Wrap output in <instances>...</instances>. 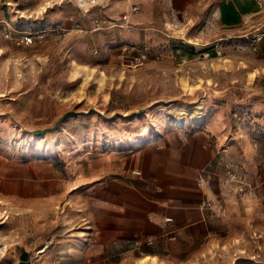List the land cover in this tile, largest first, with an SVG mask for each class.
Returning <instances> with one entry per match:
<instances>
[{"label": "rangeland", "instance_id": "rangeland-1", "mask_svg": "<svg viewBox=\"0 0 264 264\" xmlns=\"http://www.w3.org/2000/svg\"><path fill=\"white\" fill-rule=\"evenodd\" d=\"M258 1L259 13L231 28L217 24L212 3L194 14L197 20L184 21L148 0L90 9L78 0H0V165L51 180L44 195L34 185L21 198L0 192V264H139L146 255L161 264L264 259L251 255L259 230L243 220L264 217L251 209L264 207L257 188L264 181ZM144 52L146 61L136 64ZM75 63L82 66L77 79ZM199 128L217 132L226 150L227 189L212 201L215 230L199 240L141 243L102 235L99 210L84 202L91 185L101 184L103 163Z\"/></svg>", "mask_w": 264, "mask_h": 264}, {"label": "crops", "instance_id": "crops-1", "mask_svg": "<svg viewBox=\"0 0 264 264\" xmlns=\"http://www.w3.org/2000/svg\"><path fill=\"white\" fill-rule=\"evenodd\" d=\"M148 2L169 18L174 19L175 16L184 21L197 20L194 14L208 9L212 3L211 14L217 24L231 28L243 26L259 13L260 7L258 0ZM223 143L217 132L205 128L186 129L166 134L157 142L136 151L107 159L102 165L100 186L92 184L91 189L86 186L90 190L84 202L99 210V216L95 218L101 234L112 240L136 243L165 239L199 240L209 236L219 220L212 213L214 207H206L205 204L224 196L227 189L224 184L227 168ZM133 170H139L141 174H135ZM30 176L35 175L21 174L14 167L6 170L5 165H0V192L21 198L28 194L26 188L34 185L35 188L41 187L37 192L44 195L51 180L38 181L37 176V180H29ZM54 184H59L58 177L52 179L53 187ZM257 188L264 199L263 180ZM251 209H254L253 213H264L263 206H252ZM243 220L244 224H254L259 230L254 240L259 245L251 255L262 257L264 217H256L249 222H246L247 218ZM254 263L264 264V259H257Z\"/></svg>", "mask_w": 264, "mask_h": 264}, {"label": "bare ground", "instance_id": "bare-ground-1", "mask_svg": "<svg viewBox=\"0 0 264 264\" xmlns=\"http://www.w3.org/2000/svg\"><path fill=\"white\" fill-rule=\"evenodd\" d=\"M190 42L199 44V42H197L193 39H191ZM81 68H82V66L80 64H78V63L74 64L73 69H72V77L74 79L78 78V75L80 74V72L82 70ZM89 70L90 71L88 72L87 77L93 76L95 69L90 68ZM253 73L254 74H252V76H255V72H253ZM97 78H98L100 83H103L105 81V79L107 78V75L104 71H101L99 73V75L97 76ZM183 84L185 87L187 86V88L190 89L192 91V93H193V91H195V87H193L192 85H189L188 83H183ZM0 204H1V201H0ZM65 220L67 221V219H65ZM161 263L162 262L158 259V257L156 255H146L145 257H143L139 260V264H161Z\"/></svg>", "mask_w": 264, "mask_h": 264}, {"label": "built area", "instance_id": "built-area-1", "mask_svg": "<svg viewBox=\"0 0 264 264\" xmlns=\"http://www.w3.org/2000/svg\"><path fill=\"white\" fill-rule=\"evenodd\" d=\"M79 5L81 7H84L85 9H90L91 7L94 6H103L105 5V3L107 2V0H78ZM126 15V14H125ZM128 15L125 16V18H127ZM159 58L161 57V53L158 54ZM147 59V52L142 53L140 56H137L135 58L136 64H141L144 61H146ZM229 174H231L232 178L234 179L235 176L232 174V171H230L229 167H228V171ZM135 174H140L139 170H134ZM205 206L207 207H214L213 202L212 201H208L206 202Z\"/></svg>", "mask_w": 264, "mask_h": 264}]
</instances>
